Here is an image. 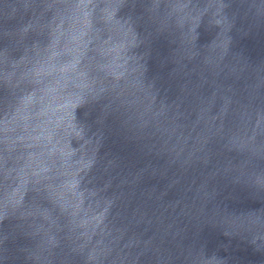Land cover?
<instances>
[{
  "label": "water",
  "instance_id": "obj_1",
  "mask_svg": "<svg viewBox=\"0 0 264 264\" xmlns=\"http://www.w3.org/2000/svg\"><path fill=\"white\" fill-rule=\"evenodd\" d=\"M0 264H264V0H0Z\"/></svg>",
  "mask_w": 264,
  "mask_h": 264
}]
</instances>
